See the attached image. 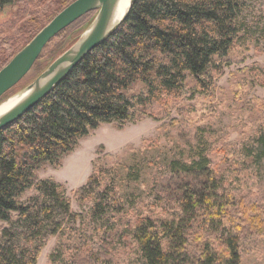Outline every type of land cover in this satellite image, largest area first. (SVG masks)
Wrapping results in <instances>:
<instances>
[{"label": "trees", "instance_id": "trees-1", "mask_svg": "<svg viewBox=\"0 0 264 264\" xmlns=\"http://www.w3.org/2000/svg\"><path fill=\"white\" fill-rule=\"evenodd\" d=\"M72 1L0 0V11L18 6L0 23V69ZM240 13V0H136L36 106L0 130V222L6 224L0 228V264H36L52 236L49 264H111L115 252L131 249L135 264H240L261 244L264 191L244 197L236 190L264 188V119L253 121L234 144L221 146L218 163L209 152L189 163L172 162V169L196 181L185 183L179 195L149 196L126 210L117 191V164L97 168L75 190L80 212L71 210L62 184L36 176L42 165L59 164L101 123L135 122L145 114L162 119L188 78L208 89L211 72L229 65L242 39ZM82 17L47 42L34 65L49 57L46 68L75 43L84 30L77 27ZM73 28L78 31L69 46L54 42ZM249 74L241 86L264 87L260 67L251 66ZM137 83L142 90L134 93ZM260 101L252 98L249 110L260 108ZM128 176L137 179L132 167Z\"/></svg>", "mask_w": 264, "mask_h": 264}, {"label": "rangeland", "instance_id": "rangeland-1", "mask_svg": "<svg viewBox=\"0 0 264 264\" xmlns=\"http://www.w3.org/2000/svg\"><path fill=\"white\" fill-rule=\"evenodd\" d=\"M240 4L238 26L242 39L239 38L232 48L229 65H224L219 73L211 72L208 89H201L196 81L188 78L181 96L169 99L171 108L162 119L145 114L135 122L101 123L88 135L79 138L77 145L62 156L59 164L42 165L36 176L51 177L62 184L74 212L83 209L75 198V190L87 182L94 170L109 168L113 164H117V191L125 210L130 204L143 202L149 196L161 195L169 199L179 195L185 183L195 184L192 176L172 169V162L189 163L190 160H198L200 154L209 152L211 162L218 163L222 158L218 152L221 146L234 144L249 132L253 121L264 119V87L254 83L241 86L251 78V66L257 65L264 71V0H240ZM17 9L18 6L2 9L0 23L10 19ZM96 13L90 12L79 20L77 27L84 29L81 35L88 30ZM77 29L67 31L54 42L61 43L62 47L69 46ZM55 53L57 50L49 56ZM49 60L45 57L37 62L2 100L31 83ZM140 90L142 85L137 83L132 92ZM252 98L262 100L260 108L249 110ZM129 167L133 168L137 179L128 176ZM236 191L244 197H257L264 188L251 185ZM32 194L29 191L27 197ZM5 225L0 222V228ZM55 245L56 237H49L39 250L36 264H49V255ZM135 263L132 249L120 250L112 256L111 264ZM240 264H264V239L253 252L241 258Z\"/></svg>", "mask_w": 264, "mask_h": 264}, {"label": "water", "instance_id": "water-1", "mask_svg": "<svg viewBox=\"0 0 264 264\" xmlns=\"http://www.w3.org/2000/svg\"><path fill=\"white\" fill-rule=\"evenodd\" d=\"M119 0H74L44 25L0 69V98L14 87L33 67L44 46L55 35L91 11L95 18L78 40L56 57L31 83L16 95L21 98L0 115V130L21 118L36 106L92 49L97 47L122 21L136 0H129L127 13L116 20Z\"/></svg>", "mask_w": 264, "mask_h": 264}, {"label": "bare ground", "instance_id": "bare-ground-1", "mask_svg": "<svg viewBox=\"0 0 264 264\" xmlns=\"http://www.w3.org/2000/svg\"><path fill=\"white\" fill-rule=\"evenodd\" d=\"M129 0H119L116 6V20L121 19L128 11ZM21 98L20 95H11L0 101V115L9 110L18 100Z\"/></svg>", "mask_w": 264, "mask_h": 264}]
</instances>
